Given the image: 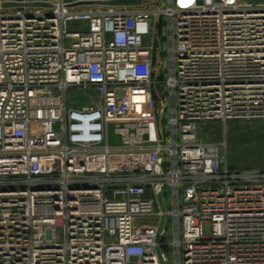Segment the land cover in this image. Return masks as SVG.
<instances>
[{
    "label": "built area",
    "instance_id": "obj_1",
    "mask_svg": "<svg viewBox=\"0 0 264 264\" xmlns=\"http://www.w3.org/2000/svg\"><path fill=\"white\" fill-rule=\"evenodd\" d=\"M256 120L264 0H0V264H264Z\"/></svg>",
    "mask_w": 264,
    "mask_h": 264
},
{
    "label": "rangeland",
    "instance_id": "obj_2",
    "mask_svg": "<svg viewBox=\"0 0 264 264\" xmlns=\"http://www.w3.org/2000/svg\"><path fill=\"white\" fill-rule=\"evenodd\" d=\"M162 48V54L160 58L164 68L168 67L167 60V46L160 42ZM167 77L165 76V79ZM161 98L166 102V106L169 104L168 89L164 86L161 90H155ZM70 101H75L76 106L88 105L90 103L89 98L85 95L79 94L78 92H69ZM168 119V116H167ZM205 131L200 133L201 139L208 143H224L225 146L221 148V152L226 154L228 164L232 169L243 170V169H256L264 170V144L261 142L260 137L252 138L250 141L241 138V136H252L253 130L261 128L264 125V120L256 121H233L227 124H221L218 122L202 124ZM227 126L231 127L226 130ZM168 130V128H166ZM252 131V132H251ZM111 134V132H110ZM216 135L220 137L217 138ZM223 149V150H222ZM153 217H141L136 220V225L139 227L146 226L153 222ZM168 233L172 234L171 224L167 227ZM169 261L172 264L174 257L169 255Z\"/></svg>",
    "mask_w": 264,
    "mask_h": 264
},
{
    "label": "crops",
    "instance_id": "obj_3",
    "mask_svg": "<svg viewBox=\"0 0 264 264\" xmlns=\"http://www.w3.org/2000/svg\"><path fill=\"white\" fill-rule=\"evenodd\" d=\"M241 1H243V2H259L260 0H241ZM230 128V130L232 129L231 127H229V126H227V128H226V130H228ZM200 133L201 132H203V131H205V129L203 128V125H201L200 126ZM252 132V131H251ZM199 133V134H200ZM204 133V132H203ZM253 137L252 136H241V138H244V139H246V140H248V141H250L252 138H257V137H260V139H261V142H263V144H264V125H263V127H261V128H256V130H253ZM201 137V136H200ZM216 137L217 138H219L220 136L219 135H216ZM220 144V143H219ZM223 150V149H222Z\"/></svg>",
    "mask_w": 264,
    "mask_h": 264
},
{
    "label": "water",
    "instance_id": "obj_4",
    "mask_svg": "<svg viewBox=\"0 0 264 264\" xmlns=\"http://www.w3.org/2000/svg\"><path fill=\"white\" fill-rule=\"evenodd\" d=\"M114 3H117V2H114Z\"/></svg>",
    "mask_w": 264,
    "mask_h": 264
}]
</instances>
